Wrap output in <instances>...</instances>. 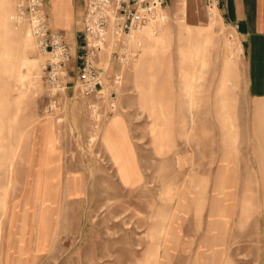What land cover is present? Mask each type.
Returning a JSON list of instances; mask_svg holds the SVG:
<instances>
[{
    "label": "rangeland",
    "instance_id": "obj_1",
    "mask_svg": "<svg viewBox=\"0 0 264 264\" xmlns=\"http://www.w3.org/2000/svg\"><path fill=\"white\" fill-rule=\"evenodd\" d=\"M11 2L13 11L17 0ZM187 3L183 9L181 0H165V22L156 17L127 37L135 52L130 63H116L110 42L99 54L97 66L107 80L119 75L112 86L117 107L106 121L92 120L91 105L104 112L105 102L80 94L74 58L69 88L57 95L54 111L44 112L50 102L42 72L46 55L30 39L27 57L36 59L37 74L26 77L25 95L16 104L10 79L11 105L0 128V264L7 259L9 264H147L157 243L158 256L170 244L172 264H195V254L203 264L209 196L180 215L179 196L210 190L224 164L230 169L226 176L242 185L264 181V99L248 96L242 45L217 5L211 19L213 5ZM152 22L163 36L158 43L148 28ZM8 25L22 36L27 31L24 23L8 20ZM9 38L0 20V43ZM2 60L0 94L6 93ZM115 118L120 126L113 133L121 138L126 132L141 176L137 183L125 180L121 159L106 142L105 130ZM45 120L52 125L55 151L46 173L58 180L59 204L47 246L39 251L32 243L30 251L19 254L21 219L25 215L29 226L32 213L26 183L17 175L32 172L31 155H38L41 144L39 122ZM253 173L256 179H248ZM246 209V216L252 215L232 229L224 260L215 255L217 264H264V220ZM31 239L35 234L26 230L24 241Z\"/></svg>",
    "mask_w": 264,
    "mask_h": 264
},
{
    "label": "bare ground",
    "instance_id": "obj_2",
    "mask_svg": "<svg viewBox=\"0 0 264 264\" xmlns=\"http://www.w3.org/2000/svg\"><path fill=\"white\" fill-rule=\"evenodd\" d=\"M11 1L12 0H0V20L2 22V26L7 31V34L10 35L9 42L3 41L0 43V56L3 58L1 61L2 71L6 74L2 75L5 76L2 78V87L5 92L6 90L9 91L10 79L14 77L15 88L12 90L11 94H13L12 101L16 104L25 95L26 90L24 89H26L27 86L25 83V80L27 79L26 77H29L31 74L35 77L37 71H33V68L36 67V59H33L32 62H30L27 57V47L30 43V39H33L29 27L27 26V31L22 36L19 32L12 31V28L8 25V20H13L15 10L13 9L12 11ZM187 5V0H181V6L183 9H185ZM215 10L216 4H214L210 9L211 19L215 17ZM182 13L184 14L185 11ZM157 18L160 19L161 23L165 22V14L163 12H160L159 15H157ZM153 23L155 22L150 23L148 28H150L151 32L156 35V42L158 43L163 39V36L161 35V30ZM113 42V40H110V43L113 44ZM23 68L26 69V74L23 73ZM34 85L36 84L34 83ZM8 91L0 94V128H3L4 126V117H6L11 105ZM159 106L161 107V104ZM39 125V138L41 140L40 149L37 156L32 153L30 167H33L32 170L36 173V191H38L40 183L39 179H41V186L43 184L42 180L44 179V195H41L40 199L36 196L31 202L26 203L28 207L31 206L33 213L30 218L31 222L29 226L26 225L27 218L25 215L21 219L19 243L17 247L19 254L30 251V244L32 243H34L36 250H41L47 246L54 229L52 217L59 204V189L57 188L58 180L46 173L47 170H51L53 168V166L50 165V161L55 154L51 145L53 137L51 134L52 125H50L49 120L40 121ZM119 126L120 118L112 120L105 130V139L113 154L121 159V171L125 176V180L137 183L141 176L134 164V161L132 160V151L130 149L128 138L126 137V132L118 131V133L120 132L121 134V138L113 133V131ZM226 165L227 164H224V166L220 168V171L215 174L210 190L206 189V187L201 189L198 197L194 195L193 191H189L188 193L185 192L179 196V203L177 205L179 215L181 213L184 214V212H186V208L190 205L196 203V206H198L202 200H205L209 196V219L206 230L209 243L204 244L203 253H206L203 264H217V260L220 259L219 257H222L224 260L228 250L227 244L232 236V229L237 224L241 225L243 220L252 215L253 211L246 216V208H249L250 206V208L255 209L259 212V215H257L259 220H264V181L261 180V183L258 180L259 182L254 185H242L239 183L238 178L234 176L230 177L229 175L226 176V172L229 173L228 171L230 170ZM12 169L13 166H10L11 171ZM192 171L194 173L190 177L191 185L195 187V177L193 175L197 172L194 168ZM252 177L256 179L254 173L247 178L249 179ZM172 190L173 187L168 185V192H171ZM39 201L40 209H38ZM234 215H237V218H235ZM26 230H28L29 234H35V240L31 239L27 243L24 241V234ZM176 238L178 240L179 234H176ZM155 246L156 249L148 258H146L147 264H172L173 253L170 244L166 243L164 254L159 256L157 254V247L159 244L157 243ZM24 250L25 252H23ZM217 254V258L219 259L216 260L215 255ZM198 257V254H195V264H198ZM225 261L227 262V259H225Z\"/></svg>",
    "mask_w": 264,
    "mask_h": 264
},
{
    "label": "built area",
    "instance_id": "obj_3",
    "mask_svg": "<svg viewBox=\"0 0 264 264\" xmlns=\"http://www.w3.org/2000/svg\"><path fill=\"white\" fill-rule=\"evenodd\" d=\"M205 1L211 6H218L219 2ZM164 3L165 0H86L77 84L81 95L105 102L104 112L96 104L91 105L92 120H108L117 107V93L112 86L117 84L119 75L107 80L105 70L97 66L99 54L113 40L111 50L116 63H130L135 52L127 46V37L155 19ZM13 21L29 27L38 52L46 55L42 72L50 102L44 112L51 113L57 107V95L69 88L72 55L68 43L59 30L50 26L44 0H17Z\"/></svg>",
    "mask_w": 264,
    "mask_h": 264
},
{
    "label": "crops",
    "instance_id": "obj_4",
    "mask_svg": "<svg viewBox=\"0 0 264 264\" xmlns=\"http://www.w3.org/2000/svg\"><path fill=\"white\" fill-rule=\"evenodd\" d=\"M44 1L49 24L64 35L72 55L71 62L74 58L79 63V71L82 36L79 35V41L78 32L81 34L86 0ZM218 9L226 23L235 30L242 45L248 96L255 100L264 99V0H219ZM29 171L32 172L17 176L20 181L26 183L24 188L29 195L28 202H31L36 196L40 199L41 195H44V179L42 186L39 179L40 183L36 191V173L31 169ZM38 209H40V201ZM30 212L33 213V210L31 209ZM6 262L9 264L10 261L7 259Z\"/></svg>",
    "mask_w": 264,
    "mask_h": 264
}]
</instances>
